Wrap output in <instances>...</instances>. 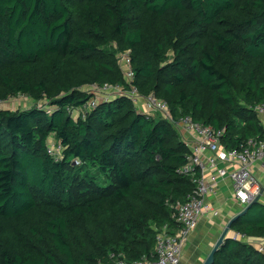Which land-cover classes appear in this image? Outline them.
I'll return each mask as SVG.
<instances>
[{
	"label": "trees",
	"instance_id": "obj_1",
	"mask_svg": "<svg viewBox=\"0 0 264 264\" xmlns=\"http://www.w3.org/2000/svg\"><path fill=\"white\" fill-rule=\"evenodd\" d=\"M124 51L138 93L173 119L224 129L225 149L264 138L253 110L264 103V0H0V102H27L0 108V264L153 260L156 229L176 230L170 205L195 189L178 173L189 153L179 130L123 95L84 118L67 111L90 85L126 88ZM230 232L264 238V204ZM211 264H264V253L230 236Z\"/></svg>",
	"mask_w": 264,
	"mask_h": 264
},
{
	"label": "built area",
	"instance_id": "obj_2",
	"mask_svg": "<svg viewBox=\"0 0 264 264\" xmlns=\"http://www.w3.org/2000/svg\"><path fill=\"white\" fill-rule=\"evenodd\" d=\"M116 55L126 88L124 89L120 84L90 85L86 87V91L91 94L90 100L81 108H67V111L72 116L75 114L74 118H84V115L94 109L99 102L123 95L128 97L137 108L141 109L142 106V112L145 114L160 115L187 134L188 137L181 139L189 153L186 156V163L179 168L178 173L188 177L195 184V189L184 202L170 205L173 211L172 217L177 224L176 230L166 224L156 229L153 260L143 256L137 261L127 262L121 256H112L114 264H180L183 246L189 234L195 229L198 219L205 212L210 211L205 198L209 194H214L221 182L225 180L230 182L232 197L242 209L256 198L260 201L264 186L261 185L252 168L259 164L264 169V138H249L239 149H225L221 145L224 129L217 130L195 122L188 115H180L173 119L165 101L156 98L153 94L140 95L132 84L134 72L130 64V52H119ZM24 98L26 100L25 96ZM4 105L5 102H0V108ZM253 110L264 128V103L256 105ZM47 153L56 160L61 159L62 146L53 138H49ZM204 154L209 156L203 158ZM74 162L79 163V161ZM211 213L217 215L216 211ZM231 237L247 241L254 245L258 252L264 253V238L252 239L237 233H233Z\"/></svg>",
	"mask_w": 264,
	"mask_h": 264
},
{
	"label": "crops",
	"instance_id": "obj_3",
	"mask_svg": "<svg viewBox=\"0 0 264 264\" xmlns=\"http://www.w3.org/2000/svg\"><path fill=\"white\" fill-rule=\"evenodd\" d=\"M141 110L143 111L142 106ZM179 132L182 137H188L181 129ZM208 156L209 154L202 155L203 158ZM252 169L264 186V169L259 164L254 165ZM205 202L210 211L198 219L195 229L189 234L183 246L180 264H202L228 221L242 210L241 205L232 197L228 180L221 182L214 194L206 196ZM259 202H264V192ZM211 211H216L217 215H213ZM228 235L230 237L232 233L229 232Z\"/></svg>",
	"mask_w": 264,
	"mask_h": 264
},
{
	"label": "water",
	"instance_id": "obj_4",
	"mask_svg": "<svg viewBox=\"0 0 264 264\" xmlns=\"http://www.w3.org/2000/svg\"><path fill=\"white\" fill-rule=\"evenodd\" d=\"M256 203H259L258 199L256 198L252 203H250L248 206H246L244 209H242L239 213H237L236 215H234L227 223L226 227L223 229V231L221 232L218 240L216 241V243L214 244L212 250L210 251V253L208 254V256L206 257V259L203 261L202 264H211L213 262V258H214V254L217 251V249L221 246V244L223 243V241L228 238V234L230 232V227L232 222L237 219L238 217L244 215L250 208L251 206L255 205Z\"/></svg>",
	"mask_w": 264,
	"mask_h": 264
},
{
	"label": "rangeland",
	"instance_id": "obj_5",
	"mask_svg": "<svg viewBox=\"0 0 264 264\" xmlns=\"http://www.w3.org/2000/svg\"><path fill=\"white\" fill-rule=\"evenodd\" d=\"M6 102H5V105L3 108H7L10 110L22 109L25 107L24 105L27 103L24 96L22 97V95H19L15 98H11L7 103ZM39 105L42 106V103H39ZM74 115L75 114H73V116ZM74 165H76L75 162H74ZM92 172H93V174H96L95 170H92ZM99 181L101 182V184H103L101 180H99Z\"/></svg>",
	"mask_w": 264,
	"mask_h": 264
}]
</instances>
